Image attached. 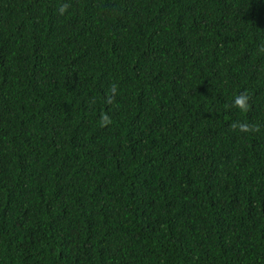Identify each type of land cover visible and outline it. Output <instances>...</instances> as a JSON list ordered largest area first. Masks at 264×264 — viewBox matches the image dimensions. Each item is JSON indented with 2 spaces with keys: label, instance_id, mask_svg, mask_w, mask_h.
<instances>
[{
  "label": "trees",
  "instance_id": "1",
  "mask_svg": "<svg viewBox=\"0 0 264 264\" xmlns=\"http://www.w3.org/2000/svg\"><path fill=\"white\" fill-rule=\"evenodd\" d=\"M0 264H264V0H0Z\"/></svg>",
  "mask_w": 264,
  "mask_h": 264
},
{
  "label": "clouds",
  "instance_id": "2",
  "mask_svg": "<svg viewBox=\"0 0 264 264\" xmlns=\"http://www.w3.org/2000/svg\"><path fill=\"white\" fill-rule=\"evenodd\" d=\"M237 103H240V101H237Z\"/></svg>",
  "mask_w": 264,
  "mask_h": 264
}]
</instances>
